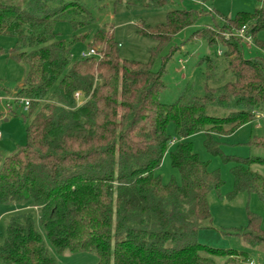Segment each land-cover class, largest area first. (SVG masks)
I'll use <instances>...</instances> for the list:
<instances>
[{"label":"trees","instance_id":"1","mask_svg":"<svg viewBox=\"0 0 264 264\" xmlns=\"http://www.w3.org/2000/svg\"><path fill=\"white\" fill-rule=\"evenodd\" d=\"M159 9L170 0H116ZM253 13L212 23L195 38L222 45V54L201 59L205 92L188 88L171 104L161 101L162 73L148 62L122 59L113 31L100 28L89 46L96 56L72 57V44L58 36V21L74 30L88 26L92 12L81 0H0V35L15 39L12 56L28 65L17 98H29L26 143L0 160V204L12 214L0 244L5 264H57V254L93 252L97 264H248L249 253L199 242L212 217L208 196L224 181L195 152L189 137L205 134L209 153L231 163L234 193L255 194L264 204V176L252 169L264 157L226 155L217 137L264 113V0ZM202 11L174 8L165 23L139 33L160 49ZM222 18L219 20L218 18ZM248 26L257 55L246 58L233 36ZM212 28V30H211ZM216 32V33H215ZM229 34V36H226ZM174 49V48H173ZM80 94L79 99L75 97ZM19 101L8 100V112ZM173 121L180 141L170 151L180 182L158 173ZM264 149V136L248 142ZM246 227L227 231L264 249L261 217L248 213Z\"/></svg>","mask_w":264,"mask_h":264},{"label":"rangeland","instance_id":"2","mask_svg":"<svg viewBox=\"0 0 264 264\" xmlns=\"http://www.w3.org/2000/svg\"><path fill=\"white\" fill-rule=\"evenodd\" d=\"M92 12V21L88 26L74 30L68 21H58L54 30L59 37L72 44V57H82L83 52L91 48L89 43L94 32L100 28L113 31L119 42V53L122 59L137 60L150 63L153 69L162 73L166 88L161 93V101L171 104L185 90H192L197 95L205 92L204 72L206 66L201 59L211 53L222 51V45L210 47L207 41L195 38L197 29L210 25L212 14L233 18L239 12L253 13L259 4L257 0H170L169 4L159 9L145 7H128L124 2L116 0H81ZM174 8H187L202 11L194 25L177 33L169 44L156 50L155 39L139 33L142 25L157 26L166 22L167 11ZM221 20L222 18H218ZM222 21V20H221ZM212 30V28H211ZM216 33V32H215ZM257 38L264 41V29L258 32ZM15 39L0 35V160L11 154L17 146L26 143V126L29 111L20 104L13 105L14 112H8L9 97H16V90L23 83L28 65L12 56ZM174 48V49H173ZM255 47L248 48L244 44V56L250 58L257 55ZM167 133L171 136L167 151L158 173L163 182L172 178L180 182V174L171 164L170 151L181 140L176 134L173 121L167 125ZM254 136H264V113L250 123L234 132L217 137L224 154L236 156L264 157V149L253 148L248 142ZM195 152L208 164L210 170H219L224 181L220 190H213L208 196L212 220L208 227L201 228L198 233L200 243L217 249H235L249 253L248 264H264V249L252 247L235 235L227 234L236 228L246 227L248 213L253 212L261 217L264 229V204L255 194L246 192L234 193V177L231 163H226L221 156H215L205 147V134L199 133L189 137ZM252 169L264 176V165L254 164ZM24 208L15 204H0V244L5 235V226L10 216ZM57 264H97L98 258L93 252L57 254L49 246ZM0 264H5L0 258ZM222 264V263H221Z\"/></svg>","mask_w":264,"mask_h":264},{"label":"built area","instance_id":"3","mask_svg":"<svg viewBox=\"0 0 264 264\" xmlns=\"http://www.w3.org/2000/svg\"><path fill=\"white\" fill-rule=\"evenodd\" d=\"M249 27L248 26H242L240 29L236 30L233 33V36L240 39L242 41L243 44H245L248 48L251 47H255L254 41H253V37L249 31ZM226 36H229V34H226ZM218 54H222V51H219ZM97 52L94 48H90L88 52H83L82 56H96ZM75 97L77 99H79L80 94L77 92L75 94ZM8 100H13V101H19L20 105H22L24 107L25 110L29 109V105H30V99L29 98H17V97H9ZM8 109L10 110V106L8 107ZM1 131H0V136H1Z\"/></svg>","mask_w":264,"mask_h":264},{"label":"crops","instance_id":"4","mask_svg":"<svg viewBox=\"0 0 264 264\" xmlns=\"http://www.w3.org/2000/svg\"><path fill=\"white\" fill-rule=\"evenodd\" d=\"M21 85V84H20ZM2 135V134H1Z\"/></svg>","mask_w":264,"mask_h":264}]
</instances>
